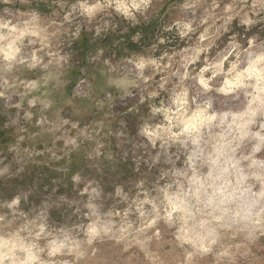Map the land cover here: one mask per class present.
I'll return each mask as SVG.
<instances>
[{
  "label": "rangeland",
  "instance_id": "374dc122",
  "mask_svg": "<svg viewBox=\"0 0 264 264\" xmlns=\"http://www.w3.org/2000/svg\"><path fill=\"white\" fill-rule=\"evenodd\" d=\"M0 264H264V0H0Z\"/></svg>",
  "mask_w": 264,
  "mask_h": 264
},
{
  "label": "clouds",
  "instance_id": "9594fccd",
  "mask_svg": "<svg viewBox=\"0 0 264 264\" xmlns=\"http://www.w3.org/2000/svg\"><path fill=\"white\" fill-rule=\"evenodd\" d=\"M133 6H135V5H133Z\"/></svg>",
  "mask_w": 264,
  "mask_h": 264
}]
</instances>
